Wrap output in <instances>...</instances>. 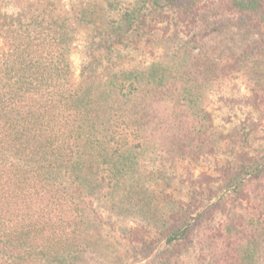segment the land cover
Wrapping results in <instances>:
<instances>
[{"label": "trees", "instance_id": "16d2710c", "mask_svg": "<svg viewBox=\"0 0 264 264\" xmlns=\"http://www.w3.org/2000/svg\"><path fill=\"white\" fill-rule=\"evenodd\" d=\"M24 1L0 10V264H92V210L126 217L134 196L154 240L142 259L123 244L114 264H185L193 249L201 264H264V150L200 174L204 193L182 208H154L144 179L151 150L189 166L215 154L210 93L222 57L264 34V0H138L117 12ZM80 39L91 54L77 75ZM140 46L160 59L134 66Z\"/></svg>", "mask_w": 264, "mask_h": 264}, {"label": "rangeland", "instance_id": "374dc122", "mask_svg": "<svg viewBox=\"0 0 264 264\" xmlns=\"http://www.w3.org/2000/svg\"><path fill=\"white\" fill-rule=\"evenodd\" d=\"M138 0H63L66 9L74 3H91L111 5L114 11L134 6ZM24 0H4L1 12L9 14L20 12L25 7ZM250 43L236 47L232 55L228 52L222 57V63L227 68L224 75L216 81L208 100V110L212 114L213 125L223 140L217 150L208 160H202L197 165L189 166L182 162L175 152L167 150H151L145 161V181L157 190L153 201L155 207L167 210L173 207H184L190 202L196 192L203 194L200 174H207L218 178L225 168H233L241 159V154L249 153L253 156L256 151L264 150V105L256 107L252 97L260 96L258 103L264 102V34L254 36ZM2 42H0V47ZM91 52L86 43L80 39L75 45L71 60L80 73L81 66L89 60ZM130 61L134 66L148 65L160 59L161 52L152 55L140 46L131 54ZM166 59V58H165ZM128 61V60H126ZM241 156V157H240ZM149 176V179L146 178ZM158 175V176H157ZM218 184V183H217ZM159 185V188H156ZM205 187V186H204ZM217 189V185L211 187ZM133 210L126 217L116 216L110 204H100L91 212L92 231L96 245V252L92 255V264H114L113 259L117 249L125 252L123 244H129L136 249L130 250L131 257L141 258L139 248L154 240L148 224L153 221L141 210L145 205L134 196ZM125 206V204H119ZM125 216V215H124ZM153 217V214H151ZM147 217V218H145ZM224 219L219 215L216 222ZM155 221V219H153ZM201 252L191 250L183 259L185 264H201ZM142 259V258H141ZM134 261V260H133ZM130 263V262H129Z\"/></svg>", "mask_w": 264, "mask_h": 264}]
</instances>
